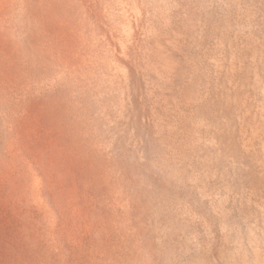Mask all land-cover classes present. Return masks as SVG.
I'll use <instances>...</instances> for the list:
<instances>
[{"label":"rangeland","instance_id":"rangeland-1","mask_svg":"<svg viewBox=\"0 0 264 264\" xmlns=\"http://www.w3.org/2000/svg\"><path fill=\"white\" fill-rule=\"evenodd\" d=\"M0 264H264V0H0Z\"/></svg>","mask_w":264,"mask_h":264}]
</instances>
